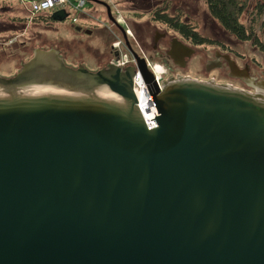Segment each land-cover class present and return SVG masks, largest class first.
Instances as JSON below:
<instances>
[{"label": "water", "instance_id": "water-1", "mask_svg": "<svg viewBox=\"0 0 264 264\" xmlns=\"http://www.w3.org/2000/svg\"><path fill=\"white\" fill-rule=\"evenodd\" d=\"M142 23L151 42L133 19L135 36L161 86L123 27L134 65L91 71L66 64L68 44L32 45L0 76V264H264V78L230 55V70L208 68L220 51L208 58L173 32L180 65L195 53L166 68L152 49L166 28ZM195 55L205 78L222 71L253 90L195 78Z\"/></svg>", "mask_w": 264, "mask_h": 264}, {"label": "rangeland", "instance_id": "rangeland-1", "mask_svg": "<svg viewBox=\"0 0 264 264\" xmlns=\"http://www.w3.org/2000/svg\"><path fill=\"white\" fill-rule=\"evenodd\" d=\"M111 6V11L117 18L118 13L122 15L124 21L121 22L122 27L127 30L128 39L132 49L146 58L148 67L153 70L154 65L144 51L135 36L136 22L140 25L145 34L147 42H151L150 35L142 21L148 20L150 24L154 23L157 27L164 29L170 34L172 32L183 41V38L178 32L172 29H167L168 26L154 19V13L157 10H164L169 14H179L182 20L191 22L196 26V29L204 36L210 38L213 43L208 45H196V49L203 50L208 58H215V49L220 52L228 53L231 58H234L236 63L243 67L244 61L249 57V74H257L261 76V69H264V13L261 16L260 23L257 28V33L260 38V44H254L251 41H240L233 35L225 31L219 22L214 19L209 11L205 0H102ZM256 0H250L249 6L242 14L241 20L248 22L250 12L255 8ZM86 9L84 16H80L85 24V28L92 29L90 34L79 32L74 26L77 22L71 24L68 21H56L46 25L43 23H33L31 21H19L16 16H27V9L22 6L18 0H8L6 3H0V76L10 77L16 74L21 68V58L27 61L33 55V49L30 46H40L41 49H50L51 45L55 48H62L65 44L72 46L67 49L66 56L63 57L66 64L69 66H77L79 60L89 70L96 71L105 64L108 59L114 58L112 46L120 42V46L116 47L121 53L127 54L129 58L135 57L129 46L126 44L123 37L122 28L115 24L105 10L103 4L91 2ZM72 14L74 12L72 11ZM168 40L165 41L169 42ZM192 44L191 42H186ZM143 45L147 49L151 46L143 41ZM115 48V47H113ZM63 56V53L60 52ZM228 66V64H227ZM225 65V69L229 67ZM203 66L199 63V56L195 55L189 65V72L198 79H205L202 73ZM239 78H233L225 72H217L214 80L218 82H228L236 86L243 87L244 82ZM245 86V85H244ZM243 88L253 90L245 86Z\"/></svg>", "mask_w": 264, "mask_h": 264}, {"label": "trees", "instance_id": "trees-1", "mask_svg": "<svg viewBox=\"0 0 264 264\" xmlns=\"http://www.w3.org/2000/svg\"><path fill=\"white\" fill-rule=\"evenodd\" d=\"M7 1L0 0V3H6ZM205 2L210 15L219 22L225 31L240 41H251L254 44H260L262 47L263 44L258 36L257 28L264 13V0H256L255 8L250 12L247 23L242 21L241 17L248 8L250 0H205ZM15 19L27 22L26 16H16ZM154 19L166 24L167 29L178 32L183 41L191 42L194 47L213 43L210 38L202 35L194 24L182 20L179 14L172 15L164 10H157L154 13ZM52 21H54L52 13L44 12L36 15L32 22L48 25Z\"/></svg>", "mask_w": 264, "mask_h": 264}, {"label": "built area", "instance_id": "built-area-1", "mask_svg": "<svg viewBox=\"0 0 264 264\" xmlns=\"http://www.w3.org/2000/svg\"><path fill=\"white\" fill-rule=\"evenodd\" d=\"M19 3L27 9V21H33V18L44 12H55L57 10L64 9L67 13L72 14V20L77 22L80 16H84L86 9L88 7L89 0H18ZM117 21L119 23L124 21V18L121 14L118 13ZM127 31V30H126ZM129 32V31H128ZM127 32V33H128ZM120 42L115 43V47H119ZM113 61L116 62L119 66H125L127 63L131 61V58L127 56V54L120 53V56L114 57ZM153 67V74L161 86L158 73L155 71L156 68L154 65ZM134 80L136 82L137 91L144 96L143 101L141 102L144 112L146 114L147 120L151 128L157 126L156 115L159 114L157 106L154 103L153 98L149 92V88L147 83L145 82L142 74L137 70L134 76ZM156 113V114H155Z\"/></svg>", "mask_w": 264, "mask_h": 264}, {"label": "flooded vegetation", "instance_id": "flooded-vegetation-1", "mask_svg": "<svg viewBox=\"0 0 264 264\" xmlns=\"http://www.w3.org/2000/svg\"><path fill=\"white\" fill-rule=\"evenodd\" d=\"M90 4V3H89ZM88 4V5H89ZM105 7V6H104ZM105 10L107 11V8L105 7ZM52 13V12H51ZM53 14V13H52ZM112 15H113V17H114V19H115V21H114V23L115 24H117V25H119L121 28H122V24L121 23H119L118 21H117V19H116V17L114 16V14L112 13ZM71 18H72V14H70V13H67V17L63 20V21H68L69 22V20H71ZM108 18H110V17H108ZM56 21H58V20H55L54 19V21L53 22H56ZM71 22H72V20H71ZM71 24H73V22L71 23ZM72 26H74L75 28H76V30L77 31H79V32H85V33H88V34H90L91 32H92V29H89V28H85L86 26H85V24L81 21V20H79V22L78 23H75V24H73ZM126 31V30H125ZM126 33H127V31H126ZM168 32L166 31V30H162V31H156L155 32V34H154V38H153V46H152V49H153V51H154V56L156 57V58H158V59H161V61L164 63V66L166 67V68H169V69H174L175 67L176 68H178V66H186L187 65V62H188V60L193 56V54L195 53H193V54H191L190 56H186L185 57V63H184V65H180L179 63L182 61L181 60V58L179 57V54H180V52L179 53H174L175 54V57L173 56H171L170 55V53H169V51L170 50H172L171 49V42H172V37L171 38H169V42H167V44L165 43V41L166 40H168L167 39V37H168ZM126 42V41H125ZM184 42V41H183ZM185 43V42H184ZM186 45H189V44H187V43H185ZM189 46H191V45H189ZM113 47H115V44H113V46H112V50H113V54H114V57H118V56H120V50L119 49H117L116 47L115 48H113ZM191 47H193V46H191ZM116 50H119V54L118 55H116L115 54V51ZM131 50V49H130ZM132 51V50H131ZM133 52V51H132ZM174 52V51H173ZM226 55H229V54H227V53H224V52H217L216 53V58H215V60H213V61H211V62H209L208 63V68H210V67H212V66H216V65H218V66H221V67H225V65L227 66V60L225 59V56ZM231 57V56H230ZM111 62H113V58L112 59H108L106 62H105V64L103 65V66H101V68H104V67H108V65L111 63ZM80 64H82L83 65V63H79L77 66H74V67H78ZM134 64H136V61L132 58L131 59V61L127 64V65H125V66H123V68H125V67H127V66H129V65H134ZM249 64L247 63V64H245V65H243V67H240L239 65V67L241 68V69H249V66H248ZM85 66V65H84ZM86 67V66H85ZM228 67V66H227ZM248 67V68H247ZM87 68V67H86ZM100 68V69H101ZM228 70H230L229 68H228ZM97 71V70H96ZM249 71V70H248ZM238 74H240V75H243V73L242 72H238ZM178 75H182L181 73H177L176 74V76H178ZM205 78V77H204ZM213 77H209V78H205V79H212ZM254 78V80H259V79H263L264 78V70H262L261 71V76L260 77H253ZM214 79V78H213ZM239 80V79H238ZM242 80V79H241ZM245 85V84H244ZM244 85H242L243 87H245Z\"/></svg>", "mask_w": 264, "mask_h": 264}, {"label": "bare ground", "instance_id": "bare-ground-1", "mask_svg": "<svg viewBox=\"0 0 264 264\" xmlns=\"http://www.w3.org/2000/svg\"><path fill=\"white\" fill-rule=\"evenodd\" d=\"M157 72V70H155ZM158 73V72H157Z\"/></svg>", "mask_w": 264, "mask_h": 264}]
</instances>
